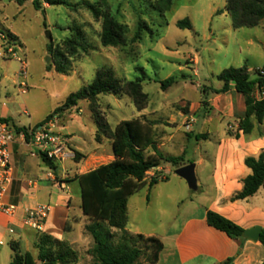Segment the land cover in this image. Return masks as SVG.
Masks as SVG:
<instances>
[{
	"label": "rangeland",
	"instance_id": "rangeland-1",
	"mask_svg": "<svg viewBox=\"0 0 264 264\" xmlns=\"http://www.w3.org/2000/svg\"><path fill=\"white\" fill-rule=\"evenodd\" d=\"M37 1L40 9L34 6V0H0V34L9 40V34L16 36V40L10 42L12 46L17 42L16 52L27 64V89L21 94L13 84V80L18 79L15 74L19 63L0 58L3 75L0 114L7 116L11 127L29 129L42 123L71 94L86 88L101 68L112 70L123 89L128 82L144 78L143 92L148 95L145 109L139 111L124 92L117 96L102 94L94 103L82 100L78 106L64 112L62 120L57 118L54 130L63 132L67 127L68 132L74 133L71 146L80 148L84 140L77 130L82 127L89 135L98 127L95 104L98 116L112 131L121 121L139 119L152 129L164 154L181 156L185 152L186 161L195 164L205 157L196 175L201 182L199 190L192 191L187 182L174 173L177 168L163 163L166 173L155 171L154 175H159L161 181L152 187L145 186L130 202L126 231L132 234L136 225L146 232L153 230L164 245L157 264L174 262V237L185 218L192 214L202 216L216 195L209 174L219 139L225 130L227 134L236 133L234 124L226 125L225 106L217 98L220 95L211 93L204 103L202 88L222 87L218 76L231 67L246 66L250 78L257 77L255 70L264 67V20L258 27L236 29L225 11L227 0H105L106 7L100 5L102 11L109 12L126 26L127 44L104 47L100 39L102 19L96 20L90 10L80 5L84 0H69L77 5L75 8ZM186 18L192 28L177 27L176 23ZM139 22H144L147 28L142 40L132 43ZM75 36L79 38V47L76 54L68 58L67 73L60 74L55 69L58 59L52 50L58 47L65 53L70 52L66 43L69 39L75 40ZM4 44L5 41L1 43ZM173 76L178 78L177 82L164 91L161 82ZM201 120V127L197 128ZM206 120L211 124H205ZM190 121H193L192 128L187 130ZM207 134L209 138L203 139ZM85 146L89 148L90 144L85 143ZM112 159L110 151L104 152L93 160L94 167ZM70 164L75 166L76 162L69 160L63 166ZM154 176H149V180ZM72 194V214L76 215L81 200L77 183L72 185ZM166 195H170L169 200ZM189 199L193 202L189 203ZM257 199L264 200V190ZM190 205L195 209L188 211ZM85 227L77 233L88 235L92 242L79 237V244L74 247L79 256L77 264L93 263L88 254L93 240ZM113 232L116 244L120 232ZM140 246L143 248L146 244ZM30 252L37 256L35 246L30 247Z\"/></svg>",
	"mask_w": 264,
	"mask_h": 264
},
{
	"label": "trees",
	"instance_id": "trees-1",
	"mask_svg": "<svg viewBox=\"0 0 264 264\" xmlns=\"http://www.w3.org/2000/svg\"><path fill=\"white\" fill-rule=\"evenodd\" d=\"M22 2V0H18ZM49 6L64 5L75 8L69 0H44ZM99 3H91L84 0L80 4L90 10L96 20L102 19L101 44L104 47H123L127 44L126 26L112 17L108 12H103L102 7H106L105 0H98ZM37 9L41 8L37 0L33 2ZM225 11L231 16L234 27H258L264 20V0H227ZM218 14H221L218 13ZM180 29H191L189 19H182L176 23ZM147 28L144 22H139L138 29L133 36L132 43H139L142 40L144 29ZM80 32V31H79ZM11 42L16 40V36L8 35ZM79 38L69 39L66 43L70 52H64L58 47L52 52L58 59L56 71L65 74L68 71L67 64L69 56L76 54L79 47ZM264 67L255 70L257 77L251 79L246 66L240 68H228L221 72L218 79L223 83L222 88L213 89L203 87L202 94L204 103H207L209 95H222L234 89L244 96L245 112L239 119L238 132L250 135L256 121L261 125L264 121ZM177 77L173 76L161 82V88L166 91L177 82ZM144 78H137L126 84L125 89L121 87L120 81L115 77L112 70L101 68L96 77L84 89L71 94L66 102L56 108L42 123L50 121L53 117H61L64 112L78 106L82 100H89L94 103L102 94L120 95L126 93L141 111L145 109L148 95L143 92L142 83ZM94 113L97 118L99 132L96 140L102 137L112 139L114 160L100 165L99 167L81 175H76L75 180L80 187L81 210L83 216L87 217L90 223L86 225V231L93 239V246L88 250L92 257V264H157L160 253L164 249L163 243L155 237H145L143 235H131L126 231L128 225V202L129 199L138 194L145 186L152 187L161 179L159 175L151 178L147 182L150 171L157 170L163 163L180 168L193 161H186L185 152L181 156L166 155L158 148L152 129L139 119L121 121L114 131H111L106 122H103L97 114V105L94 104ZM8 122L9 119H3ZM27 131L26 128L19 129ZM229 136L239 137V133ZM199 139L198 137H196ZM207 139V135L202 136ZM74 160L79 162L83 155L78 151H73ZM43 162L52 170L56 171L59 165L49 159L47 155L40 154ZM244 165L251 173L242 181L243 188L235 193L230 202L246 200L259 190H264V151L258 156H248L244 160ZM163 180H166L165 178ZM206 221L209 227L225 233L229 238H242L244 229L225 218L224 216L208 211ZM113 230L120 232L116 244L113 242L115 236ZM259 242L264 246V229L261 232ZM145 243V247L140 245ZM13 251L11 264H77L78 253L68 241L56 239L48 234L38 232L34 246L37 250L35 257L29 251H23L20 243L10 244ZM143 259V261H142ZM233 259L229 258L220 264H232Z\"/></svg>",
	"mask_w": 264,
	"mask_h": 264
},
{
	"label": "crops",
	"instance_id": "crops-1",
	"mask_svg": "<svg viewBox=\"0 0 264 264\" xmlns=\"http://www.w3.org/2000/svg\"><path fill=\"white\" fill-rule=\"evenodd\" d=\"M2 42L3 40L0 39V47ZM15 82L16 80H13V84ZM217 98H220L222 105L225 106L226 125L234 124L239 137L229 136L225 130L224 135L219 139L218 150L213 157V167L209 174L216 195L205 208L202 216L192 214L185 218L181 229L174 237L175 261L168 264H220L229 258L233 259L232 264H264V246L260 242H252L243 237L229 238L225 233L209 227L206 221L207 212L213 211L233 221L244 230L255 226L264 229V200L257 199L259 192L263 189L246 200L229 201L235 193L242 190L243 179L251 173L244 165L245 158L258 156L264 151V121L258 125L253 120L255 124L253 132L250 135H244L242 132H238L239 119L246 109L244 96L231 89ZM65 114H62L61 117H64ZM0 116L8 119L6 115L0 114ZM61 117L59 118L62 120ZM205 124H211V121L206 120ZM37 125L30 126V128ZM63 130V132L54 130V133L63 136L67 142L66 146L70 157L66 161H75L73 151H78L83 155L79 162L75 161V166L70 164L64 167V162L57 163L59 168L54 171L43 162L41 152L31 144L20 141L12 147L14 181L6 202L18 206V211L14 217H8L0 212V264H11L14 254L10 246L12 242L20 243L23 251L30 252V247L34 246L38 232L23 225V214L25 209H33L38 205L51 207L42 233L68 241L73 249L79 244V237H86L89 243L92 242L88 235H84V233L78 235L77 233L78 229H83L90 221L82 214L81 200L79 214H72L74 199L72 185L78 184L75 180L76 175L85 174L99 167H94L93 160L99 158L104 152L110 151L112 161L114 160L112 139L102 137L100 141H97L98 127L89 135L85 134L81 127L76 133L82 136L84 146L82 144L79 145L80 148H74L70 144L74 133L68 132L67 127ZM208 138L209 134H207ZM85 143L90 144V147L87 148ZM158 148L161 150L160 146ZM204 160L205 157L196 162V175H198V167L204 165ZM155 171L166 173V168L161 166ZM155 171L148 174V183L151 180H149V176H154ZM197 180L199 190L201 182L199 179ZM161 194L163 195V192ZM136 196L137 194L132 196L128 202V223L130 202ZM166 199L169 200L170 195H166ZM188 202L192 203L193 200L189 199ZM147 203L150 204L149 201ZM193 209L195 207L190 205L187 210ZM164 212L163 210L162 213ZM131 235L157 238L153 230L146 232L138 225Z\"/></svg>",
	"mask_w": 264,
	"mask_h": 264
},
{
	"label": "built area",
	"instance_id": "built-area-1",
	"mask_svg": "<svg viewBox=\"0 0 264 264\" xmlns=\"http://www.w3.org/2000/svg\"><path fill=\"white\" fill-rule=\"evenodd\" d=\"M0 38L5 41V44L0 47V58L14 59L19 63V71L16 73L18 79L15 84L19 92L25 94L27 89V64L25 60L18 56L12 43L6 36L0 34ZM262 75H264L263 71ZM2 78L3 76L0 72V94L3 88ZM57 118L55 116L43 125L29 128L25 132L11 127L8 122L3 120L5 118L0 116V212L8 217H14L18 211V206L6 202L14 181L12 147L15 143L20 141L27 142L56 163H63L70 157L65 138L54 133ZM192 122L190 121L186 125L187 130L192 128ZM159 178L162 179L161 177ZM50 210L51 207L49 205H38L33 209H25L23 225L31 230L42 233Z\"/></svg>",
	"mask_w": 264,
	"mask_h": 264
},
{
	"label": "water",
	"instance_id": "water-1",
	"mask_svg": "<svg viewBox=\"0 0 264 264\" xmlns=\"http://www.w3.org/2000/svg\"><path fill=\"white\" fill-rule=\"evenodd\" d=\"M47 38L51 40V35L49 32H47ZM201 122L202 120L200 121V124L197 126V128L201 127ZM174 173L180 178L184 179L187 182L188 187L192 191L198 190V180L196 176V164L195 163H190L183 167L177 168L175 169ZM261 232H262V227L255 226L253 228L244 230L242 237L252 242H259Z\"/></svg>",
	"mask_w": 264,
	"mask_h": 264
},
{
	"label": "bare ground",
	"instance_id": "bare-ground-1",
	"mask_svg": "<svg viewBox=\"0 0 264 264\" xmlns=\"http://www.w3.org/2000/svg\"><path fill=\"white\" fill-rule=\"evenodd\" d=\"M17 42L16 43H14V45H13V48L15 49V47H17ZM16 50V49H15Z\"/></svg>",
	"mask_w": 264,
	"mask_h": 264
}]
</instances>
